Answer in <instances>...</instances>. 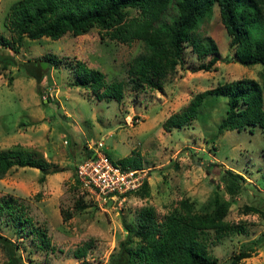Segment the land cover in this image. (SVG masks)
<instances>
[{"label":"rangeland","instance_id":"1","mask_svg":"<svg viewBox=\"0 0 264 264\" xmlns=\"http://www.w3.org/2000/svg\"><path fill=\"white\" fill-rule=\"evenodd\" d=\"M12 1L0 0V149L17 145L49 164L12 166L0 177V264H129L141 209L150 208L160 220L180 198L200 211L214 193L229 199L224 219L233 227L218 238L210 230L213 264H226L245 245L250 254L237 264H264V128L218 131L226 113L222 94L205 95L186 125L170 130L161 125L195 92L241 76L259 82L264 106V63L237 60L217 4L194 30L215 42L214 68L196 69L212 53L198 58L184 41L179 62L158 90L135 87L127 73L142 49L139 39L99 37L93 26L77 35H23L18 41L5 20ZM261 24L264 34V20ZM78 58L101 70L106 82L121 81V98L97 99L76 83ZM98 138L111 158L139 161L146 169L144 187L103 205L88 195L76 181L75 167ZM222 167L244 178L234 195L222 186ZM64 209L71 214L66 219Z\"/></svg>","mask_w":264,"mask_h":264},{"label":"trees","instance_id":"2","mask_svg":"<svg viewBox=\"0 0 264 264\" xmlns=\"http://www.w3.org/2000/svg\"><path fill=\"white\" fill-rule=\"evenodd\" d=\"M213 3L217 4L220 21L237 60L243 64L264 63L261 30L264 0H13L5 20L18 41L23 35L30 39L41 36L56 39L65 32L77 35L93 26L98 29L99 37L121 42L139 39L142 49L130 59L127 73L135 87L160 90L165 76L180 60L184 41L189 42L198 58L212 53L206 62H199L196 69L214 68L215 42L207 34L194 32L199 21L211 15ZM131 8L133 13L128 12ZM73 73L75 82L89 89L97 99L119 100L122 96L121 81L106 82L101 70L86 65L82 59H75ZM207 94L226 97V113L218 123V131L252 125L264 128L262 89L259 82L249 76L224 80L195 92L182 109L163 119L162 127L170 130L186 125L196 117L198 105ZM118 160L135 167L140 164L125 156ZM48 164L42 156H28L17 145L0 149V177L12 166L43 169ZM205 170L211 171L209 167ZM219 171L226 193L234 195L243 188L244 178L240 172L229 167ZM145 181L132 192L144 187ZM229 204V199L214 193L199 211L193 209L188 198L182 197L160 220L155 219L150 208L141 209L135 229L138 241L129 264H213L207 238L210 230L215 238L232 230L233 226L224 219ZM70 215L69 210L62 211L64 219ZM246 247L230 255L226 264H237L241 257L249 255L251 249ZM82 253L80 249L77 251L78 255ZM8 264H13L12 260Z\"/></svg>","mask_w":264,"mask_h":264},{"label":"built area","instance_id":"3","mask_svg":"<svg viewBox=\"0 0 264 264\" xmlns=\"http://www.w3.org/2000/svg\"><path fill=\"white\" fill-rule=\"evenodd\" d=\"M87 148L76 163L75 178L98 205L114 202L119 196L140 187L145 180V168L111 158L103 147L102 138Z\"/></svg>","mask_w":264,"mask_h":264}]
</instances>
